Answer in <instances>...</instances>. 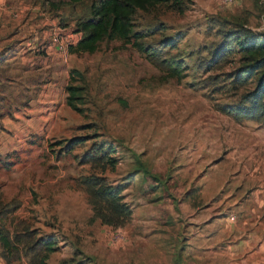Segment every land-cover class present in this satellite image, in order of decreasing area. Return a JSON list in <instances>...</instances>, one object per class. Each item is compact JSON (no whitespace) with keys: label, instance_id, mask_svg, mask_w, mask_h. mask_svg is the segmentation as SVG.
Here are the masks:
<instances>
[{"label":"rangeland","instance_id":"1","mask_svg":"<svg viewBox=\"0 0 264 264\" xmlns=\"http://www.w3.org/2000/svg\"><path fill=\"white\" fill-rule=\"evenodd\" d=\"M91 1L54 9L0 0V232L51 236L46 264L239 263L247 227L264 245V121L223 112L249 106L244 96L259 73L225 35L243 21L263 34L264 0L139 11L134 21L150 33L147 43L175 44L163 51L182 60L181 79L117 39L93 53L69 52ZM53 37L60 49H49ZM73 68L85 76L81 114L66 104ZM74 136L86 140L58 152V141ZM96 146L111 148L114 167L80 162ZM85 176L122 188L132 211L125 226L93 217ZM0 264L35 263L22 243L7 251L0 242Z\"/></svg>","mask_w":264,"mask_h":264},{"label":"trees","instance_id":"2","mask_svg":"<svg viewBox=\"0 0 264 264\" xmlns=\"http://www.w3.org/2000/svg\"><path fill=\"white\" fill-rule=\"evenodd\" d=\"M82 0L51 1L43 0L54 9L61 5L74 8ZM191 0H94L87 7V15L75 21V31L80 37L75 45L68 47L71 53H93L103 41L120 40L129 44L136 51L153 60L160 61L170 78L181 79L185 76V66L182 60L172 55L164 56V49L175 48V44L168 40L160 41V47L146 42L150 33L138 27L134 21L139 11L150 12L159 5H169L183 12L185 4ZM85 15V14H83ZM241 50H247V63L251 72L259 71L254 88L248 91L244 98L249 106L225 107L223 112L235 118H245L253 121H264V33H255L244 24L235 23L226 31ZM259 39H261L259 41ZM66 90V104L73 111L81 114L84 112L85 101V76L78 69L70 70V77ZM85 136H74L65 141H58L59 151L71 153L72 150L82 145ZM110 147L96 146L84 153L80 158L81 163L101 165L106 163L114 167L117 160L111 155ZM88 202L91 206L93 217L99 219L103 225L113 228L125 226L132 216L130 207L124 202L122 188L110 185L104 177H88L81 179ZM27 233V234H26ZM0 242L7 251L12 250L16 243H22L24 254L33 259L35 264H46L50 254L55 250V240L49 235H33L29 231L16 233L13 237L8 231L0 232Z\"/></svg>","mask_w":264,"mask_h":264},{"label":"crops","instance_id":"3","mask_svg":"<svg viewBox=\"0 0 264 264\" xmlns=\"http://www.w3.org/2000/svg\"><path fill=\"white\" fill-rule=\"evenodd\" d=\"M44 24H53V21L45 19L43 22ZM56 30L54 29V32ZM43 36L47 37L48 32L43 31ZM56 44L52 43L51 46L49 45V49H55ZM263 238L257 236L255 233L252 232L251 226L247 227V255L243 260L239 263L234 264H264V245L262 244Z\"/></svg>","mask_w":264,"mask_h":264},{"label":"built area","instance_id":"4","mask_svg":"<svg viewBox=\"0 0 264 264\" xmlns=\"http://www.w3.org/2000/svg\"><path fill=\"white\" fill-rule=\"evenodd\" d=\"M224 1H225L226 3H231L233 0H224ZM52 41H53V43L58 44V45L61 46V43L59 44V43L57 42V38H56V37H53V38H52ZM56 48H57V49H60L59 46H57Z\"/></svg>","mask_w":264,"mask_h":264}]
</instances>
